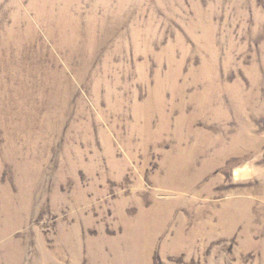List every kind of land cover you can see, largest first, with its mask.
Listing matches in <instances>:
<instances>
[{
    "label": "rangeland",
    "instance_id": "rangeland-1",
    "mask_svg": "<svg viewBox=\"0 0 264 264\" xmlns=\"http://www.w3.org/2000/svg\"><path fill=\"white\" fill-rule=\"evenodd\" d=\"M0 264H264V0H0Z\"/></svg>",
    "mask_w": 264,
    "mask_h": 264
},
{
    "label": "bare ground",
    "instance_id": "bare-ground-1",
    "mask_svg": "<svg viewBox=\"0 0 264 264\" xmlns=\"http://www.w3.org/2000/svg\"><path fill=\"white\" fill-rule=\"evenodd\" d=\"M169 176L171 178V181L169 182L170 183L169 187L172 189L173 188L174 189H185L191 186L190 182H188L187 184L182 179L176 180L179 177L176 175L174 171H172Z\"/></svg>",
    "mask_w": 264,
    "mask_h": 264
}]
</instances>
